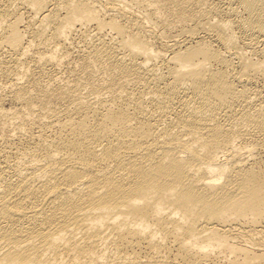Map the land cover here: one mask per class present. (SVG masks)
Listing matches in <instances>:
<instances>
[{
    "label": "bare ground",
    "instance_id": "bare-ground-1",
    "mask_svg": "<svg viewBox=\"0 0 264 264\" xmlns=\"http://www.w3.org/2000/svg\"><path fill=\"white\" fill-rule=\"evenodd\" d=\"M22 10L33 16L28 38ZM175 24L188 44L166 57L153 41L172 39ZM90 25L100 42L91 62L111 69L96 90L119 96H32L15 80L27 108L53 95L72 108L43 113L38 133L5 152L0 264H261L264 92L251 86L264 79V0H0V48L15 74L37 43L45 73ZM241 40L263 41L255 60Z\"/></svg>",
    "mask_w": 264,
    "mask_h": 264
},
{
    "label": "rangeland",
    "instance_id": "rangeland-1",
    "mask_svg": "<svg viewBox=\"0 0 264 264\" xmlns=\"http://www.w3.org/2000/svg\"><path fill=\"white\" fill-rule=\"evenodd\" d=\"M213 2L218 4L219 0H213ZM222 4L220 2L219 5H222ZM22 11L20 12V14L23 18V23L20 25V30L28 38V36L30 34L32 35V33H30V32L33 31L32 28H31L32 31H30V28L28 27L29 23L32 19L31 17H33V16L30 12H27L26 10H22ZM228 15H229V17L226 16L227 17L226 19L231 17L230 14H228ZM170 16H172V15L169 14V16L167 15L166 17L169 18ZM215 16L216 15H214L213 18L216 21L220 20V18H218L217 16L215 17ZM200 17H201V15H200ZM170 20H173V19L171 18ZM175 25H172L170 28H168L169 30L167 31L168 35L169 34H170V36L172 35L171 36V37H173L172 39L164 40V43H163V41H160V40H159V42L155 40L156 43H155V41H153L155 44L156 50L158 49V51H160V50L165 49L164 51H161V52L165 53L164 55L166 57L170 56V51H169V50H171L170 46L172 47L175 44V41H176L177 47H179L181 49H184L185 46L188 44L181 37V32H180L181 27L179 25L178 26L177 25L175 26ZM94 26L95 25H90V27L88 29L89 30L88 34L91 35V36L89 35L90 37L83 36V34L81 33L82 31H79L80 28L77 27L76 28L77 33H74V35H72V38H70L69 44L64 45V49L62 47L59 49V51H57L56 56L59 55L58 59L55 62L53 61L54 63L52 62L46 66L47 70L45 71V73L41 72L39 74L38 73L39 71L36 70V68H35V66L37 65V63H35V61H37L38 58L40 59V57L43 56L42 53L45 51L44 50L45 47H42L41 44L37 43L36 44L37 46H35V47H37V49L36 48L33 49V51L35 50V52L32 51L31 54H29L27 57H21V58L17 57L18 59L20 58L21 63L23 62L22 65L24 64V68L22 69L23 72L22 73L20 72L19 74H15L12 71L14 68H16V60H15L16 57L14 56L12 51L6 46L0 48V150H1L0 155L2 154L0 156V164L3 162L4 156L7 154L5 152H10L11 149H15V147L19 145L18 139H20L22 135H25V133L27 131H29L31 127H33V130L36 133H38L37 132L38 129L35 126L36 125V119L38 121L41 118L43 113L44 114H45V112L48 113L49 110H56L58 112H61V111L63 112L65 110H67L68 107L72 108L70 106L69 99L66 96L63 97L60 95H58V96L53 95V98H50V100H48L46 102L43 100V101H39L40 103H38V101L36 99L35 100L36 103L33 104L34 106H32V108H27V105H25V103L23 101H17L15 98H13V97H15V91H16V90H14L15 85H13V84L16 83L15 80L17 78H19L21 81H23L21 83V81L19 79H17L19 81L20 85L21 84H22V86L25 85V87H27L31 91L32 96L33 95L34 96L39 95L40 90L53 91V90H56V88L58 89L60 87L64 88V89L66 88L65 90L67 93H70V90L72 89L74 92L73 94H75V95L80 94V95H82V97H85V98L88 97L87 99L91 100V102H95L94 99L96 97H98L99 94H100L99 98L105 99V100H110V96H113V95L119 96L118 95L119 93L117 92L116 88H114L113 90H110V91L105 90V89H104V91L96 90V87L99 86L101 82L106 81V79L109 78L111 69H108L107 71H102V69H103L102 66L105 65L104 62L103 63L102 62L101 63L95 62L96 64H94V63L92 64V62H91V59H92L91 57H92V54L94 52V49H92L93 48L92 45L94 43L95 44L100 43L98 41L99 37L97 38V36H96V34H97V32L95 31L96 26L95 27ZM191 26H194V23H192ZM27 28H29V29H27ZM0 31H1V29H0ZM113 37H114L113 33H111L110 31H107V30L103 34V40L107 43H109ZM200 37L204 38L205 37L204 33L200 34ZM90 40H92V41H90ZM167 41H169L170 44H168ZM173 41H174V43H173ZM178 41H180V42H178ZM161 42L164 45L160 44ZM184 42H185V44H184ZM239 42L243 46L244 51L247 53V55L249 57H251V59H253V60L256 59V56L254 57L255 54L253 52L256 50H259V48L261 49L262 48L261 46L263 45L262 44L263 41L262 42L259 41V44L257 43V45H256V43H254V44H252V46L250 45L248 48L246 45L243 44L242 40ZM89 45H90V47H89ZM166 46H168V47L166 48ZM180 46H182V47H180ZM166 51H169V53L167 52L168 53L167 54ZM40 52H41V56L39 54ZM48 56H50V54H48ZM12 60H13V62H12ZM139 62H140V60H139ZM58 63H60V64H58ZM152 64L153 63H150L149 65H152ZM9 71H11V72H9ZM4 72H6V73H4ZM8 72H9V74H8ZM102 72H104V73L108 72V73L103 74ZM20 74L22 75L23 78L20 77ZM16 75H19V77ZM13 77H14V80H12ZM92 78L94 80H92ZM10 84H12V85H10ZM127 87H130V88L128 89ZM127 87H126V89L128 91L131 90V92H133V93H137L138 90H140V87L138 85H136V82L129 83ZM251 88L253 91L257 90L259 92H264V79H258L256 81H254ZM12 93H13V95H12ZM24 116H25V118H24ZM23 120H25V121H23ZM257 142H259L261 145L263 144V140H261V141L257 140ZM263 149L264 148L262 147L260 149V151L258 152L260 155V158H262V159H264V151H261ZM2 151L4 154L2 153ZM11 152H13V151L11 150ZM13 153H11V154H13ZM2 157H3V159H2ZM241 243H242V241H241ZM256 245H257V248L259 249V252L260 251L262 252L263 258H262L261 264H264V261H263L264 260V241L263 242L257 241ZM220 264H223V263H220Z\"/></svg>",
    "mask_w": 264,
    "mask_h": 264
}]
</instances>
